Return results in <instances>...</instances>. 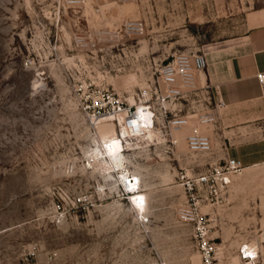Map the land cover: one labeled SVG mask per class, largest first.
<instances>
[{"label":"rangeland","instance_id":"1","mask_svg":"<svg viewBox=\"0 0 264 264\" xmlns=\"http://www.w3.org/2000/svg\"><path fill=\"white\" fill-rule=\"evenodd\" d=\"M83 1L58 17L52 0H0V264H202L193 227L177 214L190 203L178 176L223 164L217 126H199L210 153L187 148L192 116L181 128L128 139L124 165L140 177L132 207L80 107L81 90L92 82L135 105L157 82L161 60L214 54L264 27V0ZM125 20L142 21L144 33L127 36ZM197 76L203 85L204 73ZM245 167L226 175L227 188L217 176L216 192L201 203L212 213L220 264H243L238 250L247 241L260 246L253 263L264 264V163ZM146 211L144 224L138 215Z\"/></svg>","mask_w":264,"mask_h":264},{"label":"built area","instance_id":"2","mask_svg":"<svg viewBox=\"0 0 264 264\" xmlns=\"http://www.w3.org/2000/svg\"><path fill=\"white\" fill-rule=\"evenodd\" d=\"M83 3V0H52L58 17L60 11L73 10ZM119 30L129 37H134L144 33L145 24L139 20H125ZM206 67L207 59L203 52H176L167 61L161 60L154 70L157 82H152L140 93L141 98H138L141 108L151 113V122L148 124L138 119L135 105L126 104L108 88L96 87L92 82L82 87L80 107L94 125L103 120H111L118 129L125 128L126 132L132 136L158 126L178 129L190 124L189 117L192 116L194 123L191 126V132L186 136L187 148L192 153H210L212 152L211 137L200 132L199 126L216 127L219 111L225 107V102L219 95L218 85L207 82L200 84L197 75L204 72ZM257 78L264 84L263 74H258ZM124 146L126 148L127 144L125 143ZM222 161L223 164L217 162L206 164L205 171L197 175L192 176L181 172L178 176L187 188L190 203L179 208L177 214L182 222L192 225V240L202 264H220L222 248L217 238L210 235L208 221L212 219V213L210 210L202 212L201 203H204L203 206L206 207L212 193L216 192L217 176H221L220 186L227 188L230 181L227 180L226 175L234 174L242 169V163L239 160L223 158ZM124 192L133 207L136 202H133L132 195L125 189ZM138 219L141 223H147L149 221L147 211L140 213ZM252 244V249H256L254 254L248 250ZM238 257L243 264H254V260L257 262L260 257V246L250 241L242 242ZM28 264L39 263L29 262Z\"/></svg>","mask_w":264,"mask_h":264},{"label":"crops","instance_id":"3","mask_svg":"<svg viewBox=\"0 0 264 264\" xmlns=\"http://www.w3.org/2000/svg\"><path fill=\"white\" fill-rule=\"evenodd\" d=\"M213 53L206 54L203 73L207 83L219 86L225 102L217 124L225 158L246 167L263 164L257 134L264 140V84L257 75H264V27L250 31L236 46Z\"/></svg>","mask_w":264,"mask_h":264},{"label":"bare ground","instance_id":"4","mask_svg":"<svg viewBox=\"0 0 264 264\" xmlns=\"http://www.w3.org/2000/svg\"><path fill=\"white\" fill-rule=\"evenodd\" d=\"M130 81H128L129 83ZM137 108L136 116L143 123L148 124L151 122L150 116L151 113L148 110H143L141 104L135 103ZM123 118V116H121ZM98 128V136L101 142V148L104 150L108 161L112 164L113 170L118 173V180L125 187V190L133 193L138 189L139 178L135 174H132L126 169L124 165V155L123 151L125 143L128 146V139L139 136H146L147 138H152L155 134L153 128L145 129L143 132H140L138 135H130L126 132L125 128L118 129L117 126L111 120H103L96 123ZM118 129V130H117ZM115 142V143H114ZM125 142V143H124ZM111 146V147H110ZM101 167L105 170L109 169L106 163L101 164ZM108 173H111L108 170ZM132 176V179H131ZM135 180V181H134ZM264 239V236H263ZM253 244L249 246V251L251 254L256 252V249H252Z\"/></svg>","mask_w":264,"mask_h":264},{"label":"snow or ice","instance_id":"5","mask_svg":"<svg viewBox=\"0 0 264 264\" xmlns=\"http://www.w3.org/2000/svg\"><path fill=\"white\" fill-rule=\"evenodd\" d=\"M115 143V142H114ZM111 147V146H110ZM141 200L143 199L142 197L140 198Z\"/></svg>","mask_w":264,"mask_h":264}]
</instances>
